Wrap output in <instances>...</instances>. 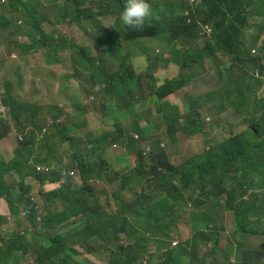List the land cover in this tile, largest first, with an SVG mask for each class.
I'll return each instance as SVG.
<instances>
[{
  "label": "clouds",
  "instance_id": "obj_1",
  "mask_svg": "<svg viewBox=\"0 0 264 264\" xmlns=\"http://www.w3.org/2000/svg\"><path fill=\"white\" fill-rule=\"evenodd\" d=\"M185 1L189 4L186 15L191 14L199 22L205 38L200 39L194 46L188 47V50L197 53L203 49L206 40L212 37L214 26L203 24L199 20L195 10L199 0ZM21 2L28 1L21 0ZM21 2L11 0L12 5L16 6H9L11 12L20 11V17L23 19L22 23L19 22L21 25L17 24L18 18L11 19V15L2 12L5 4L2 0L0 8V12L8 22H14V26L20 28L27 19V14L22 17L21 11L24 6ZM257 3L258 6L253 9V14L259 18L251 21L249 25L264 20V0H253V4ZM205 9L207 8L202 5L201 11L204 12ZM152 17L151 0H124V7L118 19L126 28L141 30ZM187 17L189 22L193 23L194 18ZM44 30L49 33L45 28ZM259 36L250 37L256 39L251 44L245 45L255 56L262 54L259 58L260 63L264 65V43L258 42ZM176 43L182 54L186 55L182 42ZM3 44L7 47V58L17 65L22 64V54L15 51L12 40L6 35L0 38L1 50ZM69 52L73 57V52L70 50ZM13 53H16L17 57H12ZM96 56L99 55L92 56L95 63ZM234 57L220 51L215 54L217 62L227 60L232 63ZM4 66L10 65L3 62L0 57V77L2 73L3 75L5 73ZM13 67L17 70V67ZM188 71L190 73V70ZM192 76L198 79L193 73ZM254 76L256 90H252V96L263 98L264 68L258 67ZM199 78L206 80L207 77ZM190 85L176 93L190 90ZM83 86L85 87L83 90L88 91L89 86L85 85V82ZM24 90L26 89L21 87L20 91ZM206 96L207 94L194 100L186 108L167 97L165 101L179 108L177 118L172 119L169 113H164L163 101L157 103L156 109L152 108L155 117L152 119L141 117L139 129L131 133V136L139 140L142 151L151 154L166 152L168 161L174 166H183L188 161L194 162L192 165L194 171L183 181H175L177 191L172 200L166 192L154 186L156 178L151 171L152 167L159 164L158 161L150 162L148 166L142 167L137 158L123 153L120 145H105L106 141H94L83 147L76 146L80 144L81 138L78 139V137L81 135L85 141L100 138L104 134L101 132L96 133L89 129L91 133L85 132L76 136L78 140H75V144L66 142L61 147V151L56 150L53 153L51 157L54 159L47 166L35 164V160L40 161V159L33 156L28 166L35 168L36 173L48 176H52L55 171L58 178L54 181L47 180L42 185L29 176L39 185V189L35 191L30 187L35 205L33 211H21L17 215L2 217V219H8L4 227L0 225V254L5 256L4 264H36V258L47 255L43 248L52 246V238L55 235L68 236L71 232L80 235L72 245L75 251L71 254H62L58 258V264H71L70 259L75 257L84 259L80 260L82 264H119V261L123 260H129L130 264H161L168 262V258L179 250L183 252L182 264H264V181L258 183L256 180L248 179L244 172L246 158L251 157L249 149L264 146V140L253 142V136H261L263 130L251 131L253 123L232 122L231 119L234 116H236L234 120L238 119V111L228 117V123L218 126L208 116ZM19 99L26 104L21 97ZM158 106L162 107L160 111H157ZM0 112L5 113L4 106L0 108ZM169 121L174 123L168 126ZM106 122H110L108 118ZM77 124L74 123L75 126ZM50 125L43 124V133H49V136ZM130 131L131 128L128 132ZM9 133H14L19 147L24 137L35 140L33 147H29L32 153L38 154L39 148L47 145L42 143L43 136L37 137L31 131L22 134L17 126L13 127ZM100 151V157H97ZM114 152L119 159L118 163L112 160ZM144 156L147 157L148 154ZM79 161L87 164L91 174L89 181H85ZM133 170H137V173L132 174ZM106 176L107 184H104L103 180ZM97 183L99 185H96ZM49 184H55L57 187L49 189L47 188ZM69 184L73 186L74 191L86 188L93 203L99 206L103 214V222L93 224L95 226L93 235L86 231L88 225L82 222L83 219L86 221V215H74L70 218L67 214L68 204L49 198V193L61 190L63 186ZM26 188L24 183L16 189L24 195ZM257 189L260 191L256 192ZM119 190L134 194L136 200L129 203L127 195ZM162 200H168V210L176 215L174 221L165 219ZM179 209H182V212H179ZM224 214L228 216L227 221L223 219ZM54 220L60 225H56ZM124 222H126L125 225H122ZM217 222L221 230V239L209 240L201 246L199 251H193L189 242L198 232L215 227ZM182 230L189 231L191 236L185 238L180 233ZM250 239L254 242L247 245ZM104 243L108 246L105 251ZM121 248H126L127 251H121ZM83 251H86L87 255ZM62 260L65 262H61Z\"/></svg>",
  "mask_w": 264,
  "mask_h": 264
},
{
  "label": "trees",
  "instance_id": "obj_2",
  "mask_svg": "<svg viewBox=\"0 0 264 264\" xmlns=\"http://www.w3.org/2000/svg\"><path fill=\"white\" fill-rule=\"evenodd\" d=\"M21 2V0H16ZM49 2V0H45ZM62 1L59 6L58 3ZM55 10L58 15V20H51L50 14L47 12L40 15L28 2H21L22 17L27 14L22 27H15L14 22H8L7 18L0 12V38L8 37L12 40L14 49L22 54L25 62L31 55H40L44 52H52V48L57 53L62 51H72L74 62L79 61L87 69V82L92 89H96V93L105 102L100 105V109L104 117H112L115 127L109 133L102 134L98 139L81 138L80 144L77 147H83L94 141H106L107 144L120 145L123 153L137 158L139 165L142 167L148 166L150 162L158 161L159 164L152 167L151 174L156 180L154 186L166 192L172 200L173 195L177 191L174 185L175 181H183L184 178L190 175L194 168L193 161H188L183 166H174L168 160L166 152L153 153L142 151L139 147V140L131 136L132 132H136L140 127V118L152 119L155 117L152 108H146L140 111L137 103L140 98L143 99L146 95L144 88L147 90L156 87V92L151 94L158 97V102H163L164 113H169L172 119H176L179 114V108L173 106L170 102L165 101V98L171 96L177 91L191 84L194 78L191 74H197L199 68L197 66L199 59L201 62L212 61L215 54L220 51L227 56L234 57V62L229 66L230 80L234 86H238L239 81H245L244 89L246 91L256 90L254 84L255 70L260 66V58L255 56L252 50L243 42V36L251 21L258 20L259 17L253 14V9L258 6L253 4V0H199L195 8L199 20L203 24H211L214 26V32L210 39H207L205 46L200 52L188 50L189 46H194L200 39H205L202 35V27L199 22L191 15H186L189 4L185 0H173L166 5L160 3V0H151L153 17L147 22V25L141 30H133L123 26L118 17L124 7V0H54ZM260 2V1H259ZM204 5L207 9L201 11V6ZM0 0V8H1ZM48 11H52V6L47 7ZM187 16L194 18L193 23H190ZM100 18H113L114 24L107 28H99L97 32L91 34L95 45L99 46L102 54L96 56L98 64L94 62L91 56H84L81 48L74 42L66 41L63 37L58 40L51 38L50 33H46L44 28L49 24L56 26L58 23L78 24L81 25L85 21L99 22ZM118 30H116L115 28ZM26 28V29H25ZM94 26L91 27V30ZM147 40L152 42L147 43ZM182 42L183 55L177 46L176 50H172L173 43ZM258 42H264V27L258 37ZM98 43V44H97ZM127 45V52L120 55L119 52L124 44ZM91 51L92 47H86ZM139 57L144 63V68L140 71L130 60L132 57ZM113 58L118 62L119 69L110 71L107 66V58ZM264 57V55H263ZM217 61H213L215 65ZM254 65L253 73L250 70V65ZM73 75L75 76L77 68L72 64ZM177 72L174 77H165L164 73ZM190 70V74L184 77L183 71ZM244 72V75L240 73ZM21 78L19 70H15L11 76L0 79V108L5 107V113L0 112V141L7 137L11 129L17 126L18 131L26 134L28 131L35 133L37 137L43 136L42 143L47 144L42 146L37 153H32L29 147H33L34 141L23 138L21 142L22 148L15 150L12 160H5L0 155V197L5 198L9 205L11 215L20 214L21 211L31 212L35 205L32 201L31 189L29 186L25 189L24 195L20 193L21 200L17 201L14 190L9 186L6 178L10 174L17 175L20 180V185L25 183V180L32 176L38 183L45 184L47 180L54 181L57 179V173L54 171L52 176L42 173H36L35 168L28 166L29 161L33 156L40 159L35 160V164L47 166L54 159L51 157L63 143L75 144L76 137H69L68 134L80 127V124L75 126L70 125L67 121L60 125L51 124V134L43 133V124L40 118L45 114V106H28L23 103L18 97L12 94L13 79ZM80 78V77H76ZM77 80L75 78H72ZM260 80V79H259ZM262 81V80H261ZM263 82V81H262ZM82 89L85 87L82 85ZM146 90V91H147ZM74 105H81L80 94L78 98L73 100ZM261 105V115L264 120V99L258 103ZM135 106V111H140V116L132 123L131 131L117 130L119 123L126 117L125 111L130 110ZM49 110L53 109L51 105ZM78 112H81L78 110ZM61 115L64 112L61 111ZM175 121V120H174ZM174 121H169L168 126H171ZM47 126V129L49 130ZM264 129L263 121L261 123H253L251 131L260 132ZM248 134V133H247ZM148 154L145 157V154ZM151 156V157H150ZM149 162L147 160L149 159ZM79 166L83 170L85 181L91 179L90 170L87 164L79 161ZM162 170V171H161ZM137 170H133L132 174H136ZM4 190V193H2ZM46 193V192H45ZM44 195V194H41ZM58 199L69 205L67 214L69 217L74 215H86V221L82 222L88 225L87 232L94 234L93 225L95 222H103V214L100 212L98 205L93 203L92 197L88 194L86 188L73 190L71 184L63 186L61 190L49 193V198ZM168 200H162L164 207L165 219L175 220L176 215L168 210ZM4 215L0 214V221ZM110 221H112L110 219ZM56 225H60L55 220ZM124 222L122 225H125ZM219 223L213 228H207L204 231L198 232L189 242V246L193 251H199L202 245L209 240H220L221 230ZM210 232V234H209ZM80 237L79 234L71 232L68 236L55 235L52 238V246L44 247L46 256L36 258V264H58V258L62 254H71L75 251V241ZM121 251H127L126 248H121ZM125 259V258H124ZM183 252L179 250L174 252L168 258V262L161 264H182ZM5 256L0 254V264H4ZM61 262H65L62 260ZM119 264H130L129 260L119 261Z\"/></svg>",
  "mask_w": 264,
  "mask_h": 264
},
{
  "label": "rangeland",
  "instance_id": "obj_3",
  "mask_svg": "<svg viewBox=\"0 0 264 264\" xmlns=\"http://www.w3.org/2000/svg\"><path fill=\"white\" fill-rule=\"evenodd\" d=\"M29 5L32 6L40 15H43L45 13H49L51 16V20L55 19L58 20V15L55 10V2L54 0H49V2H46L45 0H27ZM173 0H169V3H171ZM5 3L2 8V12L4 14L11 15V19L18 18V25H21L23 19L20 17V11L16 10L15 12H11L9 10V6H16L12 5L11 0H2V3ZM168 0H160V3L163 5H166ZM62 4V1L58 3L60 6ZM46 6H52V11H48ZM21 22V23H19ZM113 18H100L99 22H92V21H85L83 24L78 25L76 23L74 24H64V23H58L56 26H53L51 24L46 25L45 29L49 31H54L51 36V38L58 40L60 37H63L66 41H71L76 43L81 50L83 51L84 56H94V55H101L102 51L101 49L95 45V41L92 39L91 34L94 32H97L99 28H107L114 24ZM107 25V26H105ZM94 26V29L91 30V27ZM264 27V20L260 22H254L249 25L246 35L249 37H256L260 35L262 29ZM26 29V28H25ZM147 43L152 42V40H147ZM98 44V43H97ZM256 46H259V44H255ZM92 47V50L89 51L86 49V47ZM127 52V45L124 44L123 48L119 52L120 55H124ZM262 56V54L258 55V58ZM0 57L4 58L7 57V54L3 52V50L0 49ZM12 57H17L16 53L12 54ZM94 58V57H92ZM217 61L216 58H213L212 61H205L201 62V59H199V62L197 64L199 71L196 74L195 78H199L200 76H206L207 72H212V62ZM131 63H134L137 69L142 70L144 68V63L138 58V57H132L130 60ZM98 64V62H96ZM72 64L75 65V68L77 70L75 71L76 74L74 77L73 71H72ZM25 65L24 72L25 73H31L29 77H31L30 81V89H26L24 91H20L21 86L17 83V78L13 79V92L12 94L16 97H21L23 101H26V104L30 106H45V114L40 119L47 125L49 124H56L60 125L65 122H69L70 125L74 123L80 124V127H75L74 130H72L68 136L69 137H76L79 134H83L85 132L91 133L89 129H91L93 132H101L106 133L108 131H112L114 128V123H112V117H104L102 110L100 109L99 105L104 104L105 102L101 99V97L96 93V89H92L91 85L87 82L89 78H87V72L88 69L79 61L74 62L71 52L64 51L61 53H57L54 48H52V52L50 53H43L38 56H32L30 61ZM107 66L110 69V71H115L116 69H119L118 62L113 58H107ZM259 68H264V65L260 63ZM250 70L253 73V65H250ZM15 71V68L10 66H4V75L1 74L0 78L11 76V74ZM176 72H171V74H175ZM188 70L183 71L184 77H187L189 75ZM254 75V74H253ZM80 77V78H76ZM72 78H75L77 80H74ZM88 85V91H84L81 86L84 84ZM195 85V84H194ZM193 85V86H194ZM190 87L191 89L188 91H181L178 92L169 99L182 107L186 108L188 105H190L194 100H198L201 96L206 95L208 91V86L206 80H203L202 82L196 84L194 87ZM147 88H144V91L146 92V95L143 99H140V101L137 103V107L140 110H144L148 107L156 109L157 107V101L158 97L156 95L151 94L150 90L152 92H156V87L153 89L147 90ZM78 93L80 94V99L82 101L81 105H74L72 102L73 100L78 98ZM85 104V105H84ZM99 104V105H98ZM49 105L53 107V109L49 110ZM162 109L161 106H158L157 111H160ZM81 111V112H78ZM61 111H64V114H60ZM126 117L124 118L117 127V130H127L129 131L132 127L131 123L133 120H135L139 116V111H135V106H133L130 110L125 111ZM106 118L110 121L109 123L106 122ZM236 119V116H234L233 119ZM76 125V126H77ZM109 133V132H108ZM78 137V139L82 138ZM77 139V140H78ZM76 140V141H77ZM59 145L57 151H61V147L64 146ZM103 145V144H101ZM108 145V144H105ZM19 148H22L20 146ZM57 153V152H56ZM101 151L97 153V157H100ZM105 158V155H103ZM104 184H107V176L103 180ZM259 183V182H258ZM96 185H99L97 183ZM122 194H126L127 198L129 200V203H133L136 200V196L134 194H128L125 193L123 190H119ZM256 192H259L260 190H255ZM179 212H182V209H179ZM224 221L228 220L227 214H224L223 216ZM8 222V219H1L0 225L1 227H4L5 224ZM184 235L185 238H189L191 236V233L186 230H182L180 232ZM145 236V233L143 234V237ZM254 240L250 239L247 242V245L252 244ZM104 251L107 249V244L104 243ZM86 255V251H83ZM107 260L109 261L108 254H106ZM80 260H84L79 257L71 258L70 263L71 264H82ZM26 264V263H25ZM87 264V263H83Z\"/></svg>",
  "mask_w": 264,
  "mask_h": 264
},
{
  "label": "crops",
  "instance_id": "obj_4",
  "mask_svg": "<svg viewBox=\"0 0 264 264\" xmlns=\"http://www.w3.org/2000/svg\"><path fill=\"white\" fill-rule=\"evenodd\" d=\"M254 39L248 36L243 37L244 44H251ZM264 43V42H261ZM177 43H173L172 50H176ZM2 50L6 54L7 47L2 45ZM31 55L28 58V62L32 58ZM3 62L7 65H12L17 67L20 72L21 78H17V83L24 89H30V81L31 77L29 75L31 73H25V65L28 62L23 59L22 64L17 65L15 62L9 60L7 57L2 58ZM231 61L220 60L215 65L212 64V72L206 73V82L208 86L207 91V100L206 106L208 108V116L212 119L218 126H223L228 123V117L232 115L235 111H238V119L233 120L232 122L240 123L241 121H245L248 124L252 123H261L264 120L261 115V105L260 103L263 98H253L252 90L246 91L244 89L245 81H239L238 86L235 87L233 82L230 80V72L228 71ZM170 72L164 73V76L174 77L177 75V72L173 75ZM244 75V72L240 73ZM194 76V75H193ZM192 76V78H193ZM202 78L194 79L191 83V87L195 84L202 82ZM194 85V86H195ZM193 86V87H194ZM201 97V95L199 96ZM264 140V129L262 131L261 136L254 135L253 142H262ZM18 144L16 142V138L14 133H9L7 137L0 141V155L6 160H12L14 157V152L18 148ZM249 153L251 154L250 158H246L244 172L247 174L248 179L256 180L257 182L264 181V146L262 147H252L249 149ZM113 162L118 163L119 159L114 152V156L112 157ZM7 183L11 188H14L15 198L17 201L21 200L20 191H18V186L20 185V180L17 175L10 174L6 178ZM25 186H29L33 188V190H38L39 185L35 183V181L29 177L25 181ZM57 185L49 184L47 188L54 189ZM4 193V190H2ZM0 214L5 217L11 216L9 211V205L5 198L0 197Z\"/></svg>",
  "mask_w": 264,
  "mask_h": 264
}]
</instances>
